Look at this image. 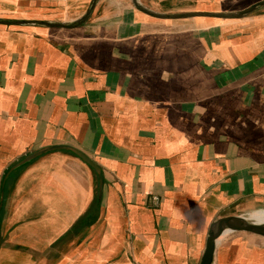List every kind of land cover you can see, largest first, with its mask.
Returning a JSON list of instances; mask_svg holds the SVG:
<instances>
[{"label":"crops","instance_id":"0c3cea01","mask_svg":"<svg viewBox=\"0 0 264 264\" xmlns=\"http://www.w3.org/2000/svg\"><path fill=\"white\" fill-rule=\"evenodd\" d=\"M263 1L97 0L60 28L93 0H0V264H200L215 221L264 211V6L138 8ZM212 264H264V238Z\"/></svg>","mask_w":264,"mask_h":264},{"label":"water","instance_id":"95a60500","mask_svg":"<svg viewBox=\"0 0 264 264\" xmlns=\"http://www.w3.org/2000/svg\"><path fill=\"white\" fill-rule=\"evenodd\" d=\"M96 1L97 0H93L92 6L87 11V13L80 20H78L75 24L71 26L63 25V24H50V23H40V24H45L47 26H54V27H60V28H72V27L80 26L84 24L91 16ZM263 6H264V1L259 3L258 5H254L238 13L190 12V13L171 14V15L157 14V13L142 9L140 7L138 8L140 11L146 13L147 15H150L157 19H163V20H183V19H191V18H196V17L214 18V19H222V20H234V19H241L253 13L259 7H263ZM20 23H11V24H20ZM55 149H66V150L71 151L75 155H77L83 162L89 165L96 172L98 179H99L100 188H102L103 177H102L101 169L92 159H90L88 156H86L81 151L75 148H72V147H51V150H55ZM237 233H244L247 235L258 236V237L264 238V223L255 222L253 220H250L248 217L247 218L246 217H230V218H224V219L215 221L209 229L205 249L203 251L200 264H212L213 263V255L215 251V246L217 244V240L221 236H224L225 238L229 235L237 234Z\"/></svg>","mask_w":264,"mask_h":264},{"label":"bare ground","instance_id":"6f19581e","mask_svg":"<svg viewBox=\"0 0 264 264\" xmlns=\"http://www.w3.org/2000/svg\"><path fill=\"white\" fill-rule=\"evenodd\" d=\"M258 213H255V214H253V215H251L250 217H249V219L250 220H253V221H255V222H258V223H264V213H262V212H260V210L259 211H257ZM221 237H223V236H221ZM220 237V238H221ZM219 238V239H220Z\"/></svg>","mask_w":264,"mask_h":264},{"label":"rangeland","instance_id":"374dc122","mask_svg":"<svg viewBox=\"0 0 264 264\" xmlns=\"http://www.w3.org/2000/svg\"><path fill=\"white\" fill-rule=\"evenodd\" d=\"M53 22H58V23H62V21H53ZM65 24H70L72 25L73 23L72 22H64ZM262 213H264V211H261ZM252 236V235H250ZM253 237H258V236H253ZM259 238H262V237H259Z\"/></svg>","mask_w":264,"mask_h":264},{"label":"built area","instance_id":"2783aa9c","mask_svg":"<svg viewBox=\"0 0 264 264\" xmlns=\"http://www.w3.org/2000/svg\"><path fill=\"white\" fill-rule=\"evenodd\" d=\"M153 202L156 204L157 203V198H154L153 199Z\"/></svg>","mask_w":264,"mask_h":264}]
</instances>
